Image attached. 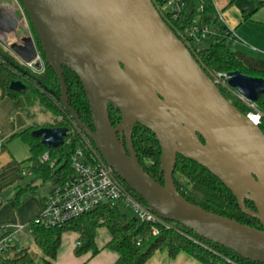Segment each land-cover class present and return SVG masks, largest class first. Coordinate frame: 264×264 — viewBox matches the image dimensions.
<instances>
[{"label": "water", "instance_id": "obj_1", "mask_svg": "<svg viewBox=\"0 0 264 264\" xmlns=\"http://www.w3.org/2000/svg\"><path fill=\"white\" fill-rule=\"evenodd\" d=\"M21 1L35 36H17L8 45L10 53L37 70L43 53L59 81L60 103L117 177L162 220L179 223L242 258L264 264V135L221 95L152 1ZM62 66L78 77L93 129L84 126L67 103ZM225 78L230 89L250 102L264 95L262 78L238 71ZM24 88L20 81L9 83L10 90ZM109 103L120 114L116 126L109 119ZM135 123L146 127L159 144L163 184L137 160L131 142ZM32 134L45 147L56 148L66 129L43 127ZM178 155L215 176L240 211L262 229L183 199L172 179ZM245 200L254 210L245 206Z\"/></svg>", "mask_w": 264, "mask_h": 264}, {"label": "trees", "instance_id": "obj_2", "mask_svg": "<svg viewBox=\"0 0 264 264\" xmlns=\"http://www.w3.org/2000/svg\"><path fill=\"white\" fill-rule=\"evenodd\" d=\"M18 1L22 5V1ZM235 1L228 0V3L232 4ZM248 1L255 8L264 5V0ZM200 3L202 11L196 12ZM243 15L246 17L245 14ZM186 17L190 20L200 17L215 33V37L211 35L206 39L209 40L207 47L196 49L198 43L193 45V51L189 50V52L206 77L217 86L221 95L240 113L248 115L259 112L262 115L257 126L264 135V95H259L252 102L255 106V109H252L236 98L233 94L234 90L227 86L223 77L216 81L217 75L229 72L238 71L247 76L262 79H264V73L245 68L236 59L230 48L231 40L225 35L226 26L217 19L214 0H189ZM166 25L174 32L168 23ZM40 57L44 62L42 68L32 69L17 61L9 51L0 46L1 98L7 97L16 100L21 97L27 108L36 103L41 112L50 113L53 116L50 122L41 124L31 122L0 143V153L4 151L10 153L8 144L13 141H19L27 148V157L22 160H14L12 164L17 167L19 174L18 182L14 187V196L10 199L15 208L23 204L29 197H38L43 203L46 197L43 195L44 191L48 194L54 186L60 185L70 178L73 175L70 158L74 151L83 145L82 134L76 128L71 115L59 101L60 85L57 76L41 51ZM62 70L68 105L76 112L84 126L93 129L89 105L78 77L66 66H62ZM11 81L22 82L25 86L24 90H10L9 83ZM108 114L112 126H116L120 121V114L111 103L108 104ZM26 116L30 121L32 120L31 116L33 115L27 113ZM43 127L65 128L66 135L63 137L61 145L56 148H48L40 142L39 137L33 136V131ZM199 139L203 142L200 137ZM90 142L94 146L91 140ZM131 142L143 170L157 182L163 184V175L159 173L161 152L155 136L146 127L135 123L131 132ZM44 154L48 156L46 161L42 160ZM172 179L178 194L187 202L207 212L235 220L240 224L262 229L257 220L240 211L232 194L201 165L178 155ZM120 181L141 204L145 205L132 189L121 179ZM45 186L47 188L44 190ZM244 204L247 208L254 210L250 201L245 200ZM167 223L170 225L169 229L160 228L158 234L154 235L150 224L140 222L131 210L116 202L112 205H99L62 225L45 227L36 225L33 220H30L28 228L32 243L41 254L42 264H55L61 236L66 232H74L78 235L79 244L76 245V254L88 251L96 254L94 236L96 230L102 227L110 234V241L106 248L118 254L114 264H144L157 251H166L170 257H174L179 252H185L206 264L217 259L215 253L238 264H263L242 258L223 246L197 236L179 223L174 221H167ZM9 233L11 232L6 228H0V239ZM0 264H37V260L27 248L14 246L10 250L0 253Z\"/></svg>", "mask_w": 264, "mask_h": 264}, {"label": "crops", "instance_id": "obj_3", "mask_svg": "<svg viewBox=\"0 0 264 264\" xmlns=\"http://www.w3.org/2000/svg\"><path fill=\"white\" fill-rule=\"evenodd\" d=\"M12 1L13 3L10 5H7L4 0L0 2V33L3 34V37L0 39V45L5 49H7L9 43L14 41L9 35L10 32L16 31L17 25L21 21L26 20L28 23L20 2L18 0ZM214 4L221 12L226 26L236 35L235 41L230 46L236 59L245 68L264 73V5L260 8H255L248 0H236L232 4L228 3V0H219L218 2L214 0ZM27 31H29V26ZM25 107V102L21 97L12 100L7 97L1 98L0 96V143L13 133L31 124L27 116H22L21 111L23 112ZM2 154L5 155L0 160V213H11L13 216L10 205H6L3 199L10 201L14 196V187L18 182L19 174L17 167L12 164L14 160L20 159L15 158L8 151L1 152L0 156ZM9 177L10 179L4 182ZM34 198H27L19 206L20 209L15 212L16 221H11L9 218L12 216H9L7 218H0V224L5 223L7 225L5 228L13 230L17 226H22L20 222H25L26 219L28 220L32 216L26 217V210H29L33 206H37L36 216L40 211V207ZM35 216L30 218L29 221ZM78 241V235L74 232L62 234L56 252L55 264H114L118 258L116 252L106 248L107 243L110 241V234L103 227L98 228L95 232L94 244L97 248L96 254H92L90 251L76 254V243ZM37 264H42L40 259L37 260ZM144 264L206 263L185 252H179L174 257H170L166 251H157Z\"/></svg>", "mask_w": 264, "mask_h": 264}, {"label": "built area", "instance_id": "obj_4", "mask_svg": "<svg viewBox=\"0 0 264 264\" xmlns=\"http://www.w3.org/2000/svg\"><path fill=\"white\" fill-rule=\"evenodd\" d=\"M152 3L158 14L165 23H168L176 37L184 44V46L193 51V45L214 36L205 22L199 17L188 19L187 8H189V0H152ZM217 19L226 26L225 20L221 12L214 4ZM6 10V9H4ZM202 11L200 3L196 12ZM22 28L28 30L26 20L21 21L17 25V29ZM225 35L231 40L230 44L235 41L236 35L226 26ZM3 34L0 33V39ZM40 60V59H39ZM34 69L33 65L27 66ZM225 74L217 75L216 81ZM238 100L246 104L250 108H254L252 102L248 101L236 91L233 92ZM255 125H258L260 117L259 112L248 114ZM82 134L83 145L78 147L70 158V166L73 175L60 185L54 186L46 195L40 212L32 219L36 225L45 227L62 225L72 221L82 214L94 209L99 205L121 203L131 210L137 219L142 223H148L152 226V233L158 234L160 228L169 229L170 225L167 221L162 220L146 205L141 204L133 194L122 184L113 170L101 158L96 148L91 144L90 139ZM47 154H44L42 160L46 161ZM11 233L0 239V253L4 250H10L14 247L12 237L14 230L20 231L22 226H17L14 230L6 228ZM79 243L77 242L76 245ZM216 260H211L210 264H238L225 256L215 253Z\"/></svg>", "mask_w": 264, "mask_h": 264}, {"label": "rangeland", "instance_id": "obj_5", "mask_svg": "<svg viewBox=\"0 0 264 264\" xmlns=\"http://www.w3.org/2000/svg\"><path fill=\"white\" fill-rule=\"evenodd\" d=\"M218 1L219 0H217V2ZM0 2H3V0H0ZM4 2L7 5H10V4L13 3L12 0H4ZM28 26H29V31H24L22 28H18L16 31L10 32L9 35L11 36L12 39H14V41L16 40V37L17 36L19 38L20 37H23V36H32L34 38L35 35H34V32H33V29H32V27H31V25L29 23H28ZM208 42H209V40H206V39L203 40V41H201L196 46V49H201V48L207 47L209 45ZM6 50L9 51V47H7ZM16 60L19 61L18 59H16ZM39 63H40V69H41L42 66H43V63H44L43 60L41 59V57H40ZM253 109H255V106H254ZM18 113H19V111H18ZM21 113H22V116H24V115L26 116L27 113H30L31 115H33V116H31L32 117V120H31L32 123L35 122V123L41 124V123H44V122H50L53 119L52 114L41 112L39 110V107H38V105L36 103L32 107H30V108L25 107V110H23V112L21 111ZM249 114H251V113H249ZM11 121H12V119H11ZM8 149H9L10 153L15 158L20 159V160L23 159V158H25L28 155L27 148L25 147V145H23L19 141H13V142L9 143L8 144ZM3 155H5V154H2L0 156V160L2 159ZM9 179H10V177L8 179H5L4 182H6ZM46 188L47 187L45 186L44 187V190ZM43 193H41V194H43L44 197H45L47 195V192L44 191ZM34 199L37 201V203H38V205L40 207V210H41L43 203L37 197H35ZM3 200H4V203L6 205H10L11 210H12V213H13V216H12L11 213H4V214H1L0 213V218H7L9 216H12L9 219L11 221H13V220L16 221L17 217L15 215V212H16V210H19L20 207L14 208V206L12 205V203L9 200H7V199H3ZM36 208H37V206H33L29 210H26V212H25L26 217L29 216V215H32V216H30V218H32L33 216H35ZM30 218H28V220L26 219L25 222H20V224L23 226V229L22 230H20V231H15L14 230L13 237H12V244L15 245L16 247L23 246L24 248H27L29 250V252L36 258V260H39L40 257H41V254H40L39 250L36 248V246L32 243L31 237L29 235L28 223H29V219ZM8 224H10V223H8ZM6 226L7 225L5 223L4 224H0V228H5Z\"/></svg>", "mask_w": 264, "mask_h": 264}]
</instances>
